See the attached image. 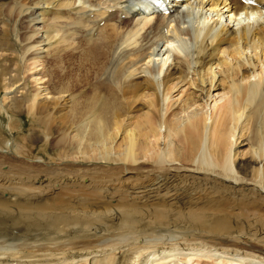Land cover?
Here are the masks:
<instances>
[{"label": "bare ground", "instance_id": "bare-ground-1", "mask_svg": "<svg viewBox=\"0 0 264 264\" xmlns=\"http://www.w3.org/2000/svg\"><path fill=\"white\" fill-rule=\"evenodd\" d=\"M77 1L0 0L30 28L0 113L54 151L0 141V264H264V0H164L136 32L142 0Z\"/></svg>", "mask_w": 264, "mask_h": 264}, {"label": "rangeland", "instance_id": "rangeland-1", "mask_svg": "<svg viewBox=\"0 0 264 264\" xmlns=\"http://www.w3.org/2000/svg\"><path fill=\"white\" fill-rule=\"evenodd\" d=\"M7 3L8 2H4V4L0 3L1 4L0 5V53H2V52L7 53L6 50L9 49L10 46H12V43L11 42L13 40L11 41L10 38L13 39V37L15 35H17V34L19 36H22V33H27V31H30V28L26 27L27 26L26 23L14 22L15 19H14V15H13V10L11 9V6L9 4H7ZM77 3L78 4L80 3V5H81L82 4V1L81 0L80 1L78 0ZM105 4L106 3L101 4V5L99 4L97 6V8L102 9V7L105 6V7H103V8H105L104 10L109 11L110 8L106 7ZM182 8H184V7H182ZM190 8H192V9L196 8V9H194V10L191 9L190 10ZM185 9H187V12L183 15V17H186L185 18V22H180L181 25H179V27L182 26V27H185V28H189V27L194 28V27H196L197 25H199L201 23L203 17H206L207 16L208 18H210V16H211V14H209L208 11H206L204 9H201V8H199L197 6L194 7V5L192 7H185ZM10 14H12V16ZM4 15H6V16H4ZM228 15L229 14L224 13L222 15L221 20L223 22H225V24H227L229 27H231L233 29H235L236 26H238V24H241L243 21L246 22L248 20V19H246L248 17L246 15H244V14H241L240 15V18H239V16H237L238 17L237 20H233V19L228 20ZM253 16H254L255 19L264 20V10L261 11L260 14L259 13L253 14ZM148 17L149 16H144V15H135L133 17V22L136 23V25L134 27V31L135 32L138 30V28H140L142 26V23L144 22L143 20L147 19ZM237 17H235L234 19H236ZM200 19H201V21H200ZM239 19L241 21H239ZM137 23H138V25H137ZM99 25L101 26L102 23H100ZM14 27H16V28H14ZM11 28H12L13 31L11 30ZM135 28H137V29H135ZM15 29H16V31H14ZM11 32H12V34L14 32V34L12 35ZM129 37H130V39H129ZM127 38H128L127 39V43L128 44L131 41L133 42L135 40L134 38L138 39V37L136 35L127 36ZM185 39L188 40V38H185ZM135 41L133 43H130V44H133L134 46H132V45H129V46H131L132 48H135V46L138 47V41L137 40H135ZM2 43H3V45H2ZM82 43H83V41H81V45L82 46H85V45L86 46L87 45L89 46L90 45V44H87L86 42L83 43L85 45H83ZM127 43H124V44L121 43V46H123V47L126 46L127 47V45H128ZM187 43H190V44H188V48L186 50L187 53L185 52V53L182 54L180 52L181 56L184 55V54H186V55H189V57H190V55H191V53H188V52H190L189 50H193L192 49V45L193 44L191 42H187ZM169 44L170 43H166V42L165 43L164 42L161 43L160 42V44H159V46H160V55L159 56L160 57L158 56L156 58L157 61H158V63H161V61H163L164 59H168V58H170L169 61H171L172 56H171V53H169L170 57L168 56V52H169L168 50H172V48H175L176 44L175 43H173V45H172V43L170 45ZM91 46L92 45H90V47ZM129 46H128V48H129ZM186 55H184V56H186ZM10 58L11 59H7L6 63H9V61H15V58L13 56L10 57ZM12 58H14V59H12ZM1 63H3V62H1ZM146 68H147V65H145V62L142 63V64H140V70H139L141 72L140 75H142V76H150V73L148 72V70H146ZM5 81L8 82L7 80H5ZM5 81H4V83H6ZM28 83H29V85H28L29 86L28 87V92H29V95L32 96V94L34 93L33 88H32L34 84H30V81ZM5 86H6V84L3 85V80H2V77L0 76V103L2 102V100H3L4 97H8V96L10 97L11 95H13L14 88H17L14 85L12 87L10 86L11 89L8 86L7 87H5ZM213 94H215V93H213ZM30 101H31V99H30ZM7 104L9 105L10 102H8ZM10 119H11V121H10ZM10 119H8L5 114H3V113L1 114L0 113V141L3 138H6V139H9V141L12 142V143H15V144H18V145H21V146H25L27 149L32 150L31 156H44V158H46L47 155H48L47 157H49L50 155H52V153H54V151L51 149V147H49V149L47 150V153L45 151H39V150H43V142H42V138H41V135H40V133H41V130L40 129L41 128L40 127L39 128L38 127H35L38 130L34 128L35 129V132H32L33 128L31 126L32 124H31L30 116L29 115L27 116V113L23 112L21 114L11 115ZM7 125H9V128L13 130L12 131L13 132L12 135H10L8 133ZM31 136L32 137L33 136L35 137V139H34L35 140V143L34 142L31 143V139L33 140V138ZM37 136L39 137V139L36 138ZM45 153L47 154L46 156H45Z\"/></svg>", "mask_w": 264, "mask_h": 264}]
</instances>
